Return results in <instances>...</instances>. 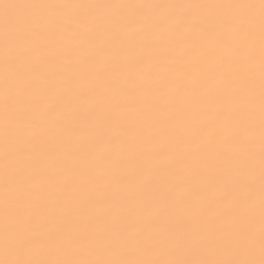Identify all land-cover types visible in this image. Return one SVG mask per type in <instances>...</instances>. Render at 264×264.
<instances>
[{
	"label": "snow or ice",
	"instance_id": "snow-or-ice-1",
	"mask_svg": "<svg viewBox=\"0 0 264 264\" xmlns=\"http://www.w3.org/2000/svg\"><path fill=\"white\" fill-rule=\"evenodd\" d=\"M0 8V264H264V0Z\"/></svg>",
	"mask_w": 264,
	"mask_h": 264
},
{
	"label": "bare ground",
	"instance_id": "bare-ground-1",
	"mask_svg": "<svg viewBox=\"0 0 264 264\" xmlns=\"http://www.w3.org/2000/svg\"><path fill=\"white\" fill-rule=\"evenodd\" d=\"M8 2H14V0H8ZM2 13H3V9L0 8V15H2Z\"/></svg>",
	"mask_w": 264,
	"mask_h": 264
}]
</instances>
